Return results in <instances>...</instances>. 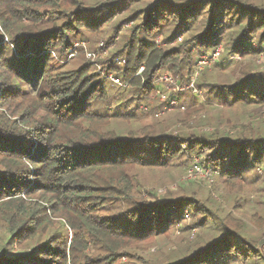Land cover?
<instances>
[{
  "label": "trees",
  "instance_id": "obj_1",
  "mask_svg": "<svg viewBox=\"0 0 264 264\" xmlns=\"http://www.w3.org/2000/svg\"><path fill=\"white\" fill-rule=\"evenodd\" d=\"M90 38L104 42L95 54L113 46L103 61L78 47ZM263 53L264 0H0V264H264V213L239 217L264 169ZM70 54L83 60L64 70ZM231 57L247 62L239 74ZM163 74L206 105L184 104L173 133L115 130ZM194 166L216 176L228 210L197 183L138 195L135 172ZM192 231L161 259L137 255Z\"/></svg>",
  "mask_w": 264,
  "mask_h": 264
},
{
  "label": "rangeland",
  "instance_id": "obj_2",
  "mask_svg": "<svg viewBox=\"0 0 264 264\" xmlns=\"http://www.w3.org/2000/svg\"><path fill=\"white\" fill-rule=\"evenodd\" d=\"M128 29L127 26L122 28L121 33H126V30ZM120 33V35H121ZM119 35V36H120ZM117 43L119 39L115 40ZM103 43L100 40H94L93 38H90L89 40H84L79 44L78 47H81L82 50H84L85 59L87 61L92 62L86 57L87 53H94L93 49H97L100 47H103ZM113 50V46H109V48L103 52L95 54V60L93 61H103L107 58V56L111 53ZM223 49H219V55L215 57V60H212V58L209 60L206 56L202 57L196 64L197 73L194 75L190 81V84L194 83L197 79L198 73H201L203 71H206L209 75H212V69L213 65L218 63L220 61L221 57V51ZM83 60V58H69L67 59L66 63L64 64V70L73 69L76 66L80 64V62ZM232 60L231 67L236 65L235 71L237 74L240 72V68H244L247 66V62H239V57L236 58H230ZM204 61V64H201V62ZM256 65L260 67V70L264 69V53L262 56L256 61ZM167 74H163L160 81L158 82L156 88H157V94L156 97L149 103V104H141V106L138 107L137 110V119L135 122H131L130 124H125L124 122L119 123L115 122V130L125 133L128 130H133V132L136 131H142L143 129L147 130H153L155 133H159L160 131H163L167 134L173 133L176 130L179 129V120L183 118L184 113L186 112L185 108L183 107L184 104H191L194 102V96H197L196 100V106H204L206 105L204 98L202 95L199 94H192L189 93V91H186L187 88H184L185 86H180L178 84V81L174 80L172 78V83H164L162 81V78L166 76ZM212 78V77H209ZM214 79V77H213ZM220 79V78H217ZM115 81V80H114ZM110 87H111V94L113 96H116L117 93H122L120 90V84L111 82L110 81ZM200 93V92H199ZM122 97L126 99L128 97L127 93L122 94ZM172 103V104H171ZM174 103V104H173ZM133 106V105H132ZM179 107V108H178ZM142 111L144 115L142 117H139L138 113ZM185 111V112H184ZM211 112V109H210ZM209 112V114H211ZM227 115V114H225ZM204 119V117H201V119ZM178 128V129H177ZM209 131V129H207ZM135 177L137 178L138 182L140 183V186L136 187V190L138 191V195L142 197V199L149 200L150 198L147 196L145 191H152L156 192L157 195L161 196L166 193V191H176L177 190V184H200L204 190L206 191H213L212 192V198L216 201L217 205L220 206L223 210H228V203L229 198L228 195L224 189V187L220 184L219 180H215L216 176L210 174L208 171L201 169L200 167L186 170L185 172L179 171L177 168L171 169L170 171H167V173H152L147 171H137L134 173ZM249 182L245 184V192H244V198L248 200V206L245 209V212H243L242 215L239 217L246 220L251 215H253L256 211L260 213H264V169H259L254 171L253 174H251ZM260 202V205L255 203ZM254 204V205H253ZM257 205V206H256ZM256 207L255 209H253ZM63 232V231H62ZM3 236H4V229L2 226H0V246L2 243L3 246ZM68 236L71 237V232L68 231ZM181 233L176 232L173 236H171L169 239L166 238H160L157 239L152 245L144 247V249L137 250V255H142L139 253L140 251L145 252V258L151 259V258H159V256L162 252L168 253V251H171L174 247L180 244H185V242H192L194 241L196 237V231H192L189 236H184L185 238H181ZM179 238V240H178ZM10 246H6L5 249L9 254L13 253H19L21 251V247L18 245H13L12 248ZM96 254V251L91 250L90 255ZM135 261L134 259L131 260V263L133 264ZM127 258H122L117 264H131Z\"/></svg>",
  "mask_w": 264,
  "mask_h": 264
},
{
  "label": "built area",
  "instance_id": "obj_3",
  "mask_svg": "<svg viewBox=\"0 0 264 264\" xmlns=\"http://www.w3.org/2000/svg\"><path fill=\"white\" fill-rule=\"evenodd\" d=\"M76 47H77V45H76ZM219 55V49H217L216 50V52L214 53V54H212V56L211 57H207L209 60L212 58V60H215V57H217ZM72 57H74V54H70L69 55V58H72ZM86 57L89 59V60H91V61H93L94 59H95V54L94 53H87L86 54ZM201 64H204V61H202L201 62ZM162 81L164 82V83H172V78L171 77H169L168 75H166V76H164L163 78H162ZM113 82H115V83H118V81L117 80H113ZM190 88H192V84L189 86ZM172 104V103H171ZM174 104V103H173ZM194 168L196 169V168H198L197 166H194Z\"/></svg>",
  "mask_w": 264,
  "mask_h": 264
}]
</instances>
